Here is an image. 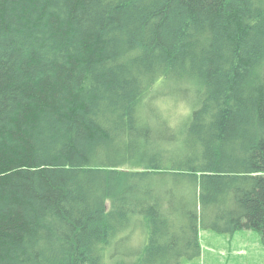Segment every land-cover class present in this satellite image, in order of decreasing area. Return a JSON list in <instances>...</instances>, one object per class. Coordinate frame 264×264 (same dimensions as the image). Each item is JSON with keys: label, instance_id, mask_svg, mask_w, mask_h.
<instances>
[{"label": "trees", "instance_id": "1", "mask_svg": "<svg viewBox=\"0 0 264 264\" xmlns=\"http://www.w3.org/2000/svg\"><path fill=\"white\" fill-rule=\"evenodd\" d=\"M202 230L264 244V0H0V264H183Z\"/></svg>", "mask_w": 264, "mask_h": 264}, {"label": "rangeland", "instance_id": "2", "mask_svg": "<svg viewBox=\"0 0 264 264\" xmlns=\"http://www.w3.org/2000/svg\"><path fill=\"white\" fill-rule=\"evenodd\" d=\"M169 89V86H163ZM176 100V99H175ZM172 122L183 121L188 112L185 102L159 101ZM193 106L189 107L192 110ZM202 255L196 259H183V264H264V244L258 230H240L234 235L201 231ZM112 253V251H111Z\"/></svg>", "mask_w": 264, "mask_h": 264}]
</instances>
